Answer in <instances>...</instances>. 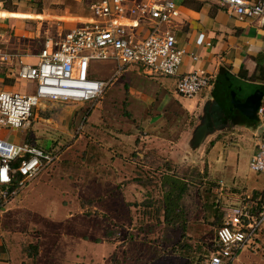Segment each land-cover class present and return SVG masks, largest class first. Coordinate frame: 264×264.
Listing matches in <instances>:
<instances>
[{
	"label": "rangeland",
	"instance_id": "374dc122",
	"mask_svg": "<svg viewBox=\"0 0 264 264\" xmlns=\"http://www.w3.org/2000/svg\"><path fill=\"white\" fill-rule=\"evenodd\" d=\"M92 2L0 0V9L35 16L0 17V48L12 52L23 41L24 51L33 54L47 36L84 21ZM111 67L94 62L91 77L108 79ZM141 75L135 82L149 84L153 93L146 94L152 98L158 91L159 110L175 98L191 99L176 91L171 76ZM122 80L121 74L113 77L94 105L41 100L25 128L5 129L3 137L10 142L24 140L59 151L57 160L0 212V240L6 239L18 264H204L220 222L216 210L222 214L241 196L264 188V173L249 166L257 127L218 128L199 146L190 143V150L189 132L200 123L202 110L187 113L172 107L157 117L134 116ZM16 82L11 91L34 90L33 81ZM160 88H166L163 97ZM175 138L182 158L156 153ZM134 144L142 157L133 155ZM117 150L124 153L123 162L114 164L111 155ZM166 175L178 180L177 187H186L174 206L179 215L170 220L164 213L167 192L176 195L179 189L171 188ZM261 242L241 249L231 264H264V237Z\"/></svg>",
	"mask_w": 264,
	"mask_h": 264
},
{
	"label": "built area",
	"instance_id": "2783aa9c",
	"mask_svg": "<svg viewBox=\"0 0 264 264\" xmlns=\"http://www.w3.org/2000/svg\"><path fill=\"white\" fill-rule=\"evenodd\" d=\"M214 1L241 21H256L264 31V0ZM178 17L174 0H93L84 21L47 36L35 63L19 64L16 77L35 82L34 90L0 91V128H25L41 100L94 105L111 79L134 65L151 75H177L185 56L173 29ZM15 55L0 53V61H10ZM94 62L113 63L112 75L108 79L91 77ZM210 83L211 76L205 70L194 69L180 74L175 88L181 96L192 98ZM257 116L256 150L249 166L264 173V97ZM58 152L0 137V212L57 160ZM263 223L264 198L255 194L241 196L238 202L222 208L221 224L204 264H231L241 249L258 244Z\"/></svg>",
	"mask_w": 264,
	"mask_h": 264
},
{
	"label": "crops",
	"instance_id": "0c3cea01",
	"mask_svg": "<svg viewBox=\"0 0 264 264\" xmlns=\"http://www.w3.org/2000/svg\"><path fill=\"white\" fill-rule=\"evenodd\" d=\"M174 1L179 10V17L177 18L175 27L173 28L174 34L178 45L185 51V56L183 57V61L179 67L178 74L171 76L174 86L180 74L194 69L205 70L211 76V83L208 87L201 90L196 96L192 97L191 99L181 102L182 100L175 98L174 100H172V103L168 105L165 104L164 108L162 110H159L158 107L161 102H159L160 95L158 91L154 92V98H152V96L146 94V92H149V94L153 93L151 92V87L149 86V84L146 86L143 82L141 84L140 82H135V80H137L139 77H143L141 75L142 72L147 76L152 77L153 75L148 74L138 65L128 67L123 73H121V75L123 78V85L127 86V102L128 107L132 110L131 113L134 116H146L151 118V116L153 115L157 117V113H161L166 109L171 111L172 107H176L187 113L194 112L195 110H202L204 104L207 101L215 99L213 96V92L215 89L217 77H219V75L223 71H227L233 76L234 80H231L232 82L240 81V84H238V93L241 95L238 96L236 101L232 99V105L230 109L232 111V116L230 118V121L223 122V118L225 117L223 111V114L221 115L223 117H220V122L223 123L224 126L221 129L231 126H238L240 128H243V130L256 128L257 120L247 118L246 115H244L238 109V107L236 106V102L245 100L248 95L253 94L255 91L262 92V90H260L259 88L255 89L256 85L264 83L261 82V78H258L259 71L256 69L252 61L255 57H257L258 54L264 53V31L256 21H241L236 17L230 15L225 8L218 5V3H216L214 0ZM3 16H9L12 18L35 17L32 14H26L16 10L1 8L0 17ZM1 40L2 44H5L7 42V38H1ZM24 46L25 43L22 41L19 47L14 49L15 51L10 52L16 54L12 60L7 62L0 61V91H11L13 87H16V70L21 62L35 63L37 61V55L40 48L35 53L29 54L26 53V50L24 51ZM6 52H8L6 49L4 50V48H0V53ZM191 55H196L197 59L194 60ZM245 56L248 57L247 60H245ZM103 63L110 64L112 66L111 68L114 69L113 63ZM243 65L246 66L247 74L250 75L251 73H253L256 76L254 80L253 78L243 79L240 77ZM118 89H120V87ZM165 89L166 88L159 89V91L162 93V97L166 93ZM142 90L145 92H142ZM118 91L119 90H117L115 96L118 94ZM238 93L232 94V98H235ZM263 97L264 94L262 95L261 100ZM141 101H144L143 104H140ZM201 115L202 114H200V116ZM197 125L194 126L189 132L190 134L188 137L187 146L190 150H193L190 148V141ZM216 130L217 128L214 131ZM4 132L5 129L0 128V137L4 136ZM179 133L180 132L178 131L177 134ZM209 134L206 135L205 139ZM180 136H182V133L180 134ZM176 139L177 138H175V141ZM136 145L137 144H134L132 146V153L133 155L138 154L142 157L143 155L142 153H139L137 151ZM147 148L145 147V151L143 150V152H146ZM156 148L159 147L156 146ZM121 153L124 155L122 151L117 150V153L111 155V162L114 164L122 163L123 157L120 155ZM156 153L169 154L170 157L177 156L180 158H182L183 155L181 145L177 141L173 142L172 145H166L164 148L160 147L158 151L156 150ZM150 154L154 155V149L151 150ZM128 158V163H132V155H130ZM118 175V173H115L117 179ZM259 191L260 193H255V195L262 197L261 194L264 193V188ZM263 237L264 226L263 233L259 236L258 243L262 241ZM111 241L117 246V249L119 250L121 246H119L118 239L113 236L111 238ZM5 261H9L10 264H18V262H16L17 260L15 261L11 257L8 242L6 241V239L2 238V240H0V264H3V262Z\"/></svg>",
	"mask_w": 264,
	"mask_h": 264
},
{
	"label": "trees",
	"instance_id": "16d2710c",
	"mask_svg": "<svg viewBox=\"0 0 264 264\" xmlns=\"http://www.w3.org/2000/svg\"><path fill=\"white\" fill-rule=\"evenodd\" d=\"M248 57L245 56V60H247ZM263 61H264V53H260L257 55V57L254 58V60L252 61L254 63V66L256 67V69L259 71V75L258 78H264V65H263ZM241 78L243 79H248V78H256V76L251 73L250 75L247 74V69L246 66L243 65L242 68V72L240 75ZM231 80L233 79V76L227 72V71H223L219 77H217L216 83H215V89L213 92V96L214 98L222 105L223 107V111H224V115L225 117L223 118V122H228L230 121V118L232 116V111L231 109V105H232V94H237L239 91V85L240 81L238 82H232ZM259 88L260 90H262V95L264 94V84H258L256 85L255 89ZM241 94L238 93L237 96H235L234 100L236 101V99L238 98V96H240ZM245 95V94H244ZM165 181L167 183L171 184V188L174 189H179L178 193H176V195L172 194V189L169 190L167 192V207L164 209V213H165V219L166 220H170L174 218V215L176 216V218L178 217L179 213L174 209V206H177V202L178 199L182 196V194L184 193L186 187L183 185H178L177 187V182L178 180L175 179L173 176L171 175H166L165 177ZM217 211V215H216V220L219 221L218 226L221 224V217L222 214L219 211V209L216 210ZM168 222V221H167Z\"/></svg>",
	"mask_w": 264,
	"mask_h": 264
},
{
	"label": "water",
	"instance_id": "95a60500",
	"mask_svg": "<svg viewBox=\"0 0 264 264\" xmlns=\"http://www.w3.org/2000/svg\"><path fill=\"white\" fill-rule=\"evenodd\" d=\"M261 97L262 92L255 91L253 94L248 95L245 100L237 101L236 106L247 118L258 120L257 109L260 105ZM232 99L234 100V98ZM222 114L223 107L217 100L212 99L204 104L202 115L199 117L200 123L195 128L190 141L193 148L199 146L207 134L214 132L216 128L218 129L224 126L219 120ZM209 116L216 120V127L209 126ZM219 123L220 125H218Z\"/></svg>",
	"mask_w": 264,
	"mask_h": 264
},
{
	"label": "flooded vegetation",
	"instance_id": "af4514ba",
	"mask_svg": "<svg viewBox=\"0 0 264 264\" xmlns=\"http://www.w3.org/2000/svg\"><path fill=\"white\" fill-rule=\"evenodd\" d=\"M223 116H221V118H222ZM219 120H220V118H219ZM222 121V120H221ZM218 125H220V124H218ZM209 126H211V127H215L216 126V120H214L212 117H210L209 116Z\"/></svg>",
	"mask_w": 264,
	"mask_h": 264
}]
</instances>
